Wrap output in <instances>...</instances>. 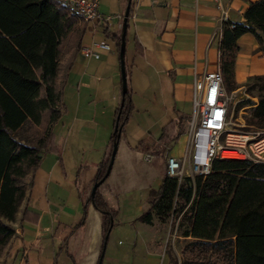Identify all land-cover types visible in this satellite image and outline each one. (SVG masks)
<instances>
[{
    "label": "crops",
    "instance_id": "1",
    "mask_svg": "<svg viewBox=\"0 0 264 264\" xmlns=\"http://www.w3.org/2000/svg\"><path fill=\"white\" fill-rule=\"evenodd\" d=\"M257 1L131 0L124 64L133 109L118 138L109 176L100 185L104 199L116 210L101 264H170L165 251L167 226L156 215L150 224L139 217L149 206V190L161 182L165 156H180L185 141L177 155L171 144L162 158L154 156L151 148L164 124L191 115L195 77L219 66L223 22L246 23L244 12ZM127 2L98 0L99 14L112 17L109 23L77 20L85 26L81 47L106 42L110 49L93 47L98 57L78 52L74 58L62 89V115L52 126L57 151L42 154L32 186L10 223L15 234L0 264H98L100 260V212L89 204L84 223H77L106 156L122 101L120 57L115 42L103 32L104 25L120 32L123 19L119 27L117 16L124 15ZM236 43L237 85L264 75V40L246 32ZM68 56L62 48L60 61L66 62ZM38 181L45 185L36 193ZM25 208L38 214L36 222H21ZM112 235L121 237L116 250H109Z\"/></svg>",
    "mask_w": 264,
    "mask_h": 264
},
{
    "label": "trees",
    "instance_id": "2",
    "mask_svg": "<svg viewBox=\"0 0 264 264\" xmlns=\"http://www.w3.org/2000/svg\"><path fill=\"white\" fill-rule=\"evenodd\" d=\"M130 13L131 7L126 33L131 26ZM244 18L246 23L225 21L221 28L219 65L228 93L238 87L235 60L239 36L250 32L259 41L264 40V0L251 3ZM121 31L113 32L104 25L103 32L115 42L118 53ZM84 32L85 26L78 25L63 0H0V256L15 234L10 223L32 186L42 154L57 151L52 126L61 118L66 74L81 48ZM62 48L69 52L64 63L60 61ZM249 79L264 80V75ZM254 85L259 87L258 102L245 101L252 105L246 124L264 128V83H253L249 88ZM130 94L126 73V90L93 184L109 176L105 174L113 143L123 133L133 109ZM189 118L180 115L164 124L151 148L154 156L163 157L166 148L185 133ZM140 146L148 151L144 142ZM100 185L93 196L82 202L77 225L84 223L89 204L100 212L101 256L114 227L116 210L104 199ZM148 202L139 217L142 222L150 224L153 215L161 222L170 216H181L188 222L180 235L190 240L182 246L180 258L171 264H264L263 162L215 157L208 174L185 176L180 183L167 175L164 165L161 182L158 188L149 190ZM37 219V213L23 210L21 222L33 223Z\"/></svg>",
    "mask_w": 264,
    "mask_h": 264
},
{
    "label": "built area",
    "instance_id": "3",
    "mask_svg": "<svg viewBox=\"0 0 264 264\" xmlns=\"http://www.w3.org/2000/svg\"><path fill=\"white\" fill-rule=\"evenodd\" d=\"M63 1L69 14L77 20L109 23L112 19L99 14L98 0ZM117 18L121 27L123 16ZM93 47L110 49L106 42H92L90 46H82L79 52L85 57H98ZM236 98V91L228 93L223 85L220 65L195 77L184 149L180 156H165L168 176L177 178L180 183L185 176L206 175L215 157L264 163V128L246 125L241 117L235 116Z\"/></svg>",
    "mask_w": 264,
    "mask_h": 264
},
{
    "label": "rangeland",
    "instance_id": "4",
    "mask_svg": "<svg viewBox=\"0 0 264 264\" xmlns=\"http://www.w3.org/2000/svg\"><path fill=\"white\" fill-rule=\"evenodd\" d=\"M253 83L263 84L264 80H254V79L248 78L245 82L238 85V87L235 89L236 95H237V98L235 100V103H236L235 104V110H236L235 116H237L238 118L241 117L245 124H246V119L251 117V106H252V105H247L245 101L250 100L254 103L258 102V95H259L258 85L256 86L254 85V88L252 89L249 88V85ZM238 105H241V106L237 109ZM184 141H186L185 134L170 145V149L172 148L171 151H174L176 153L177 151L181 150L183 148ZM43 184L44 183H41L40 181L36 183L35 185L36 193H38L41 190V187H43ZM164 224L167 226V230L169 231V235H170L166 242L165 251L166 253H168L170 264H171L173 260L180 258V252H181L182 246L187 241L190 240V237H183L180 235L181 229L186 227L188 225V222L182 221L181 216H174V217L170 216L166 218ZM178 225H183V226H181L180 228L178 227ZM115 233H118V232L116 231ZM119 239H121V237H115V239H113V235L112 237H110V241L108 243L109 248H110L109 250L111 249L116 250V246L118 245Z\"/></svg>",
    "mask_w": 264,
    "mask_h": 264
},
{
    "label": "water",
    "instance_id": "5",
    "mask_svg": "<svg viewBox=\"0 0 264 264\" xmlns=\"http://www.w3.org/2000/svg\"><path fill=\"white\" fill-rule=\"evenodd\" d=\"M130 4H131V0H128L127 5H126V9L123 15V28H122V34H121V44H120V51H119V57H120V71H121V79H122V100H123V95L125 93L126 90V75H125V64H124V60H123V54L125 51V25L128 19V15H129V11H130ZM122 103V101H121ZM117 147H118V140L116 142L113 143V147H112V152H111V156H110V160L107 166V170H106V174L105 177L109 175L112 165H113V161L116 155V151H117ZM104 178L99 181V182H95L92 186L91 189V196L94 195L96 189L99 187V185L103 182ZM102 257L103 255L100 256V260L98 262V264H101L102 261Z\"/></svg>",
    "mask_w": 264,
    "mask_h": 264
}]
</instances>
